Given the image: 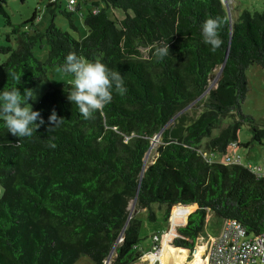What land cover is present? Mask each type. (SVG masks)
Returning <instances> with one entry per match:
<instances>
[{
	"label": "trees",
	"instance_id": "16d2710c",
	"mask_svg": "<svg viewBox=\"0 0 264 264\" xmlns=\"http://www.w3.org/2000/svg\"><path fill=\"white\" fill-rule=\"evenodd\" d=\"M75 1L61 10L72 26L81 9ZM5 5L0 0L9 28L8 43L0 44V93L17 87L23 95L47 79L49 69H62L69 53L119 71L127 91L113 89L112 101L90 119L67 99L72 88L46 91L33 109L45 123L31 137L13 136L0 118V264H76L83 255L94 264L109 257V264H135L145 252L132 202L147 209L151 220L152 204L164 205L166 221L173 205L197 203L172 241L180 248L198 242L208 210L239 221L250 233L264 232V177L210 156L227 152L235 141L249 147L251 141L238 136L244 122L264 145V128L242 111L248 68L264 69V11L236 13L233 1L223 0H93L83 14L88 33L77 39L53 20L61 0H47L52 18L45 29L34 24V16L13 23ZM115 10L125 16L113 18ZM215 17L224 21L223 43L212 52L201 27ZM43 41L49 46L45 61L33 52ZM165 43L170 54L161 60L155 48ZM224 62L215 86L198 102L199 115H178L207 91ZM53 109L64 121L49 131ZM234 112L239 118L211 137L219 120ZM161 130L158 154L146 163ZM205 137L207 155L201 148ZM163 233L152 235V246Z\"/></svg>",
	"mask_w": 264,
	"mask_h": 264
},
{
	"label": "rangeland",
	"instance_id": "374dc122",
	"mask_svg": "<svg viewBox=\"0 0 264 264\" xmlns=\"http://www.w3.org/2000/svg\"><path fill=\"white\" fill-rule=\"evenodd\" d=\"M5 1L7 2V5H5L6 9L10 14L13 23L21 24L29 20L33 16H34V24L38 25L41 29H45L51 23L52 16L49 10L46 8L47 0H5ZM78 1L80 2L81 9L76 10L72 16L74 26H72V24L70 23L69 18L61 12V10H64L66 9V7H68L69 0H61V8H58L56 10L55 15L53 16V20L55 24H57L62 30L69 32L72 36H74L77 39L85 37L88 33L87 26L84 23L83 14L87 13L88 9L92 8L93 0H89L87 3L82 2L81 0ZM223 1L229 5L233 1V8L234 10H236L235 11L236 13L241 12L242 10L245 9H248L251 12L264 11V0H223ZM111 15L113 16V18H123L125 16V13L121 10H115L114 12H112ZM7 30H9V28L4 26L3 17L0 15V44L8 43L5 40V35H6L5 31ZM2 33L5 34L3 35ZM33 52L39 60L45 61V59L48 56L49 46L46 43V41L39 42L34 47ZM3 59L4 56L0 54V62ZM219 71L220 70H218L214 74L213 78L210 80L209 88L207 89V91L203 93L195 101L190 103L187 107L182 109L178 115L184 113H187L192 117H196L199 115L203 107L200 104H198V102L200 99H203L207 95L209 89L215 86L216 81L218 80L219 77ZM247 77L249 80L250 90L247 94V98L242 104V111L243 113L249 114L252 117H254L258 126L264 128V69L256 64L251 65L247 70ZM73 80H74V76L71 73H65L59 67H54L49 69L47 72V79L37 82L30 90L32 92L33 99L30 100L29 104L32 106V109H34L37 106L42 95L46 91L52 90L54 88H63V89L72 88ZM30 105L27 106L30 107ZM238 118L239 116L237 112L222 117L219 120L217 126L212 130L211 137H215L219 135L224 128H226L230 123H232ZM174 119L167 126H169L174 121ZM238 136L240 141L243 142L251 141L249 147L238 146L236 148V152L237 154L240 155L242 163L246 166L249 165L254 167L262 165L264 145L258 140L253 138V130L249 123L244 122L240 125ZM209 138L210 137H205L201 144V148L204 150L206 155L210 153L209 151H207L205 147V144L209 140ZM160 141H161V136L155 141L154 145L152 144L151 148L149 149V151L145 156L146 163H151L157 156L158 154L157 146L159 145ZM227 152L231 153L233 151L230 148L229 151L227 150ZM210 156L212 157V160L223 162V159L227 157V153L217 152L214 155H210ZM1 193L2 190L0 188V195ZM180 205L188 206L190 204L178 203L173 205L170 209V215L168 217V220L166 221L164 219L165 209H166L164 205L160 206L159 204H152V209L156 215V220H151L148 216L149 211L147 209L137 207L136 203L132 202L131 214L136 215L139 219L142 220L140 238H141V244L146 254L143 259H141L138 263L135 264L150 263V259H149L150 257L147 254L150 253L149 249L153 243L152 235L157 232L162 233L165 232V230L168 231L169 224L172 223L173 211ZM195 209L193 208L187 214V216ZM175 222H177L178 225L180 226L185 224V220L182 218L175 219ZM223 225H224V219L217 216L213 211L208 210L204 228L200 232L198 237L199 245H202L204 242H207V240H210L215 236L218 237L223 229ZM167 231L164 233L165 236L163 235L161 241L159 242H162V244L165 242L171 248V246H174L172 243L173 236L169 237ZM160 249H162V245ZM182 249L185 250V248ZM174 250L177 251L176 249ZM196 250L198 253L199 248H197ZM202 260L204 259L202 258ZM188 263L189 262H187V264ZM76 264H94V262L89 256L83 255L80 257V259L77 261Z\"/></svg>",
	"mask_w": 264,
	"mask_h": 264
},
{
	"label": "clouds",
	"instance_id": "9594fccd",
	"mask_svg": "<svg viewBox=\"0 0 264 264\" xmlns=\"http://www.w3.org/2000/svg\"><path fill=\"white\" fill-rule=\"evenodd\" d=\"M223 24L224 21L220 17L208 18L202 24L203 41L205 44L210 45L212 52L220 48L223 43L219 36V29ZM154 54L161 60L168 56L170 54L169 43L157 46ZM62 70L74 76L72 90L68 93L67 99L78 107L79 112L85 119H90L95 111L102 109L112 101L113 89L120 95H124L127 91L120 72L109 69L100 61L90 62L75 53H69L65 58ZM9 75L13 80L20 81L21 76H17L14 71L9 70ZM30 99L33 98L29 89H26L23 95L17 87L0 93V118L3 119L5 126L13 136L19 138L31 137L33 132L45 123L41 113L34 111L28 103ZM27 105H30V107ZM38 120L39 123H36ZM48 120V130L53 131L64 121V118L59 117L53 109ZM32 125H35V128ZM17 143H19V140ZM49 146L55 148L56 145L50 144ZM179 227L180 225L176 227L177 232ZM162 237H160V241Z\"/></svg>",
	"mask_w": 264,
	"mask_h": 264
},
{
	"label": "built area",
	"instance_id": "2783aa9c",
	"mask_svg": "<svg viewBox=\"0 0 264 264\" xmlns=\"http://www.w3.org/2000/svg\"><path fill=\"white\" fill-rule=\"evenodd\" d=\"M75 0H70L72 8ZM239 144L235 141L229 145L233 152L227 153L223 159L226 164H242L241 157L236 152ZM249 166V165H248ZM264 177V150L263 164L260 166H249ZM154 238L160 241L158 235ZM149 264H160V246H154L148 254ZM206 264H264V232L259 234L250 233L239 221L235 219H225L221 233L210 244L207 253Z\"/></svg>",
	"mask_w": 264,
	"mask_h": 264
},
{
	"label": "bare ground",
	"instance_id": "6f19581e",
	"mask_svg": "<svg viewBox=\"0 0 264 264\" xmlns=\"http://www.w3.org/2000/svg\"><path fill=\"white\" fill-rule=\"evenodd\" d=\"M156 140L152 141V144L154 145ZM195 204H190L188 206L185 205H180L179 207H177L174 211H173V216H172V223L169 224V228L167 231V234L169 235V237H174L175 235H177V230L176 227L178 225L177 222H175V219L179 218V219H186L187 214L193 209L195 208ZM172 237V238H173ZM165 241V240H164ZM168 244L167 243H163L162 245V249L160 250V257L162 258V262L164 264H187L186 262V256L187 253L183 252V254H178L176 257H174V259H172L171 254L169 253L168 250ZM197 253V250H196ZM149 258V257H148ZM150 259V258H149Z\"/></svg>",
	"mask_w": 264,
	"mask_h": 264
},
{
	"label": "crops",
	"instance_id": "0c3cea01",
	"mask_svg": "<svg viewBox=\"0 0 264 264\" xmlns=\"http://www.w3.org/2000/svg\"><path fill=\"white\" fill-rule=\"evenodd\" d=\"M165 231H167V230H165ZM215 238H216V236L211 238L210 240H207V242H204L202 245H199V243L197 242L195 244V246L193 248H190L188 251L184 250L182 248L174 247V246H171V248L169 246L168 247H169L172 259H174V257H176L179 253L183 254V252H185V253H187V256H186L185 260H186V262H189L188 264H206V262H207V253H208L209 246H210V244L213 242V240ZM158 243H159V246L161 248V245H163L162 242H158ZM152 245H153V243H152ZM152 245H151L149 251L153 250L154 246H152ZM197 248H199V252L198 253H196V249ZM174 249H176L177 251H175ZM202 258L204 260H202ZM173 263H174V261H173ZM160 264H164L162 262V258L161 257H160Z\"/></svg>",
	"mask_w": 264,
	"mask_h": 264
},
{
	"label": "water",
	"instance_id": "95a60500",
	"mask_svg": "<svg viewBox=\"0 0 264 264\" xmlns=\"http://www.w3.org/2000/svg\"><path fill=\"white\" fill-rule=\"evenodd\" d=\"M224 65H225V62H224V64L221 66V68H220V71H219V74L222 72V69H223V67H224ZM161 132H162V130L153 138V141L154 140H157L160 136H161ZM195 204V206H196V208L198 207V204L197 203H194ZM185 222H187V217H186V219H185ZM177 236V235H176ZM120 239H121V237H120ZM190 248H185V250H189ZM111 256V255H110ZM109 262H110V257L107 259V261H106V264H109Z\"/></svg>",
	"mask_w": 264,
	"mask_h": 264
}]
</instances>
